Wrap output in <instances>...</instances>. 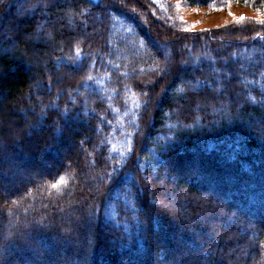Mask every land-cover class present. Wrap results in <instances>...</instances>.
<instances>
[{"label":"trees","instance_id":"obj_1","mask_svg":"<svg viewBox=\"0 0 264 264\" xmlns=\"http://www.w3.org/2000/svg\"><path fill=\"white\" fill-rule=\"evenodd\" d=\"M185 1L260 17L192 30L173 0H0V179L20 173L0 264H264V0Z\"/></svg>","mask_w":264,"mask_h":264},{"label":"rangeland","instance_id":"obj_2","mask_svg":"<svg viewBox=\"0 0 264 264\" xmlns=\"http://www.w3.org/2000/svg\"><path fill=\"white\" fill-rule=\"evenodd\" d=\"M173 1L175 2L176 9H177L181 19H183L185 22H187L192 30H195V29H208V28H211V27H216V26L222 25V24H224L226 22H229L231 20L239 19V18L244 17V16H251V17H255V18L260 17L259 15H257L255 12H253L249 8L241 6V5H229L225 9H222V10H219V11H215V10H211V9H207V8L191 6V5L187 4V2L185 0H173ZM37 4H41L42 6H45V5H43V2L42 3L38 2ZM63 19L65 21L66 26L73 29V27L71 26V23L69 21L71 19V16L62 14L59 17H57V20H61L62 21ZM95 19L98 20V16H96ZM53 20H55V19H48L47 23L48 22L52 23ZM13 21H14V19H13ZM46 28H47V24L45 22L43 24H37L36 30L38 32H40L41 30H44ZM114 32H115V30L110 28L109 35L110 34L113 35ZM24 37L26 38V40H28V39L31 38V35L28 34V33H25ZM41 37L49 38V37H51V35L47 33L46 35L44 34L42 36V34H41ZM11 43L13 45H15V40L13 39L11 41ZM166 44H167V42H164L163 44L159 45V50L161 52V58L163 59L162 60L163 62L165 61V63H164L165 66H167V63H168V65L169 64L171 65V63L173 61L169 50H164L165 49L164 46ZM173 47H174L173 43H168L167 49L173 50ZM129 49H130V52L125 53L126 57L131 56L134 53L139 54V52L142 51L140 44L131 45V48L129 47ZM197 53L199 54V51H197ZM200 54H201L202 58H204V57L206 59L209 58L208 56H206V54H207L206 52H202ZM239 54L242 55L241 57L244 58L243 52H240ZM194 56H195V53L191 52L190 50L187 52V56L186 57L188 58V61L192 62L193 61L192 59L194 58ZM40 64L41 65L43 64L42 65L43 68L46 69V66H45L44 63H40ZM210 68L215 73H217V70L215 71V67L213 66V64H210ZM164 69H165L164 67H161V70H164ZM134 72L139 73V72H141V69L137 68V70H135ZM223 72H224L225 75H227V73L225 71H223ZM216 76H215L216 84L218 85V87L220 89L222 87L221 85H224L222 80H220V77L222 78V76H221V74H217ZM152 81H153V78L150 77L144 83L145 84H149ZM40 87H41V85L38 84V82H36V84L34 86L35 91L37 89H39ZM80 92L75 91L74 94H79ZM33 94H35V93L33 92ZM236 95H239V92H237ZM1 100H2V98H0V101ZM200 106H201V103H198L197 105H195V108H194L195 117L197 116V109ZM208 107H209V110H212V111L218 110V107H212V106H208ZM11 109H12V107H11ZM19 112H20V110H19ZM11 120L13 121V119H11ZM0 125H2L1 121H0ZM28 125H29V123H28ZM72 125H75V123H72ZM17 131L22 132L21 129H19V128L17 129ZM26 134H28L27 131H26ZM54 142L58 143L59 141L55 139ZM71 152L74 153V150H73V147H72V143H70L69 141L66 140L65 145L59 151L52 152L49 155V157H50V159H52V161L53 160H58L59 158H62L66 154H69ZM16 161H18V160H16ZM50 166H52V162L51 161L43 163V170L47 169ZM28 177L29 178H34L31 175H28ZM168 177H169L168 174H164L162 176V179H161L162 182H164ZM19 179H20V173L18 172V170L13 169L11 176H6V177H3L2 179H0V185H1L2 192H5L6 189L12 187L15 184L17 185ZM253 209H255V208H253ZM250 214L252 215V212ZM213 220H212V222H216V221H213ZM184 244L185 243L178 242L176 246L182 247V246H184ZM204 256L207 257L206 261H208L209 258L211 257V256H207V255H204Z\"/></svg>","mask_w":264,"mask_h":264}]
</instances>
